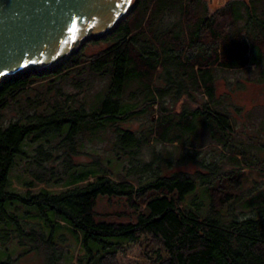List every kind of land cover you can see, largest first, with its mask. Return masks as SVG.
I'll return each mask as SVG.
<instances>
[{"label": "trees", "instance_id": "trees-1", "mask_svg": "<svg viewBox=\"0 0 264 264\" xmlns=\"http://www.w3.org/2000/svg\"><path fill=\"white\" fill-rule=\"evenodd\" d=\"M90 43L101 46L88 53ZM251 68L264 80V0H229L214 12L207 0H136L111 33L84 41L57 65L4 78L0 247L18 240L43 264H57L64 251L52 211L81 235L84 264H264V205L242 218L222 210L241 183V167H226L228 159L264 166L249 153L250 140L237 139L231 94L219 92L220 82H234L226 73ZM97 78L105 87L95 105L86 94ZM141 114L139 127L130 126ZM55 133H63L61 140L35 147L26 169L43 183L70 176L71 186L12 190L10 173L24 142ZM86 140L106 142L127 158L126 172L117 178L97 157L92 165L101 174L79 182L93 172L75 159ZM204 186L212 190L205 216L184 204ZM101 195L126 198L135 221L99 219ZM14 203L44 222H21ZM21 256H0V264H19Z\"/></svg>", "mask_w": 264, "mask_h": 264}, {"label": "rangeland", "instance_id": "rangeland-1", "mask_svg": "<svg viewBox=\"0 0 264 264\" xmlns=\"http://www.w3.org/2000/svg\"><path fill=\"white\" fill-rule=\"evenodd\" d=\"M207 1L209 2L211 11L214 12L225 5L229 0ZM100 46L99 44L90 43L86 51L92 53L98 50ZM251 69L252 70H241L238 73H226L225 75L234 82L232 85H228L227 82L223 80L219 84V92L231 94L233 103L238 107L232 108V113L236 117V119H234V127L237 133V139L250 140L251 146L249 145V153L263 159L264 80L260 79L261 71L258 70V68ZM237 81H239V83H237ZM104 87V80L97 78L93 88L86 94L90 104H98L101 96L99 92H101ZM72 89L78 91L75 88ZM177 108H180V104L177 105ZM143 119H146L144 114L137 115L129 125L137 128ZM68 128L69 126L66 125L63 130L67 131ZM62 135L63 133H55L34 144L29 141L24 142L22 152L17 155L15 164L10 173V188L12 190L22 194H25L28 190L32 192H38L40 190L59 192L71 186L73 178L70 176H66L59 183H43L35 181L33 176L26 169L28 158L34 153L35 147L40 144L46 146L57 144L61 140ZM85 142L86 143L81 148L83 152L75 156V159L80 163L87 164V167L83 168L86 170L91 169L93 172L87 174L85 179L79 182H87L101 174L99 168L92 165L97 157L100 158L103 164L108 165V167L114 171L117 178L120 177L119 173L122 175L126 172V167L129 163L128 159L124 157L118 158L111 151V148L106 142H91L89 140ZM160 146L161 145L158 147ZM169 147L172 149L173 145H169ZM239 157L240 165L234 164V161L229 159L225 165L228 168L241 167L239 170L237 169L235 173V175H240L241 183L239 187L237 185L236 188L233 189L236 193L233 203L223 207L222 210L227 216L233 213L235 216L242 218L245 215L251 214L259 206L264 205V166L261 165L263 164L262 161L259 165H250L242 156ZM32 181L33 184L30 185ZM230 182L235 183V181ZM229 186L227 182V187L229 188ZM211 192V187H200L196 192L186 198L184 204L187 208L194 209L205 216L209 211ZM15 204L16 203L10 206V208L15 211L21 222H44V218L39 217L40 215L38 217L29 216L30 211L31 213H35L34 209ZM36 210L38 211L37 208ZM96 212L99 219L116 222L135 221L137 215V211L130 206L126 198L109 197L107 195H101L99 197L96 205ZM49 216L52 218L54 217L53 220L56 222V226L54 227L55 239L64 251L63 257L57 264H84L86 254L82 248L81 235L75 232L70 224L56 217L52 211H49ZM229 218L231 219V217ZM46 229L47 232L50 230L49 227H46ZM29 249L30 246L21 245L18 240H14L9 245L0 247V256L1 259H6L8 257L17 258L22 255L19 264H43L42 257H40L36 251L29 252Z\"/></svg>", "mask_w": 264, "mask_h": 264}, {"label": "water", "instance_id": "water-1", "mask_svg": "<svg viewBox=\"0 0 264 264\" xmlns=\"http://www.w3.org/2000/svg\"><path fill=\"white\" fill-rule=\"evenodd\" d=\"M136 0H0V83L51 68L82 43L111 33Z\"/></svg>", "mask_w": 264, "mask_h": 264}]
</instances>
